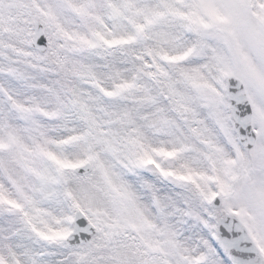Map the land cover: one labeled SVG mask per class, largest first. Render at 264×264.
Returning a JSON list of instances; mask_svg holds the SVG:
<instances>
[{"label": "snow or ice", "instance_id": "obj_1", "mask_svg": "<svg viewBox=\"0 0 264 264\" xmlns=\"http://www.w3.org/2000/svg\"><path fill=\"white\" fill-rule=\"evenodd\" d=\"M0 264H264V0H0Z\"/></svg>", "mask_w": 264, "mask_h": 264}]
</instances>
